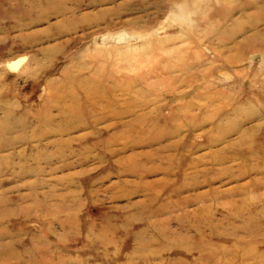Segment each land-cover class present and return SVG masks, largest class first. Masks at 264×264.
Listing matches in <instances>:
<instances>
[{
  "label": "rangeland",
  "instance_id": "374dc122",
  "mask_svg": "<svg viewBox=\"0 0 264 264\" xmlns=\"http://www.w3.org/2000/svg\"><path fill=\"white\" fill-rule=\"evenodd\" d=\"M166 1L0 0V64L28 57L20 71L0 70V102L8 97L17 110L35 112L39 110L37 95L41 92L71 99L94 98L104 105L114 95L125 100L121 92L82 94L75 85L63 84L57 72L46 75V69L53 66L76 74L79 67L67 62L74 56L92 54L95 44L107 34L126 32L152 39L171 32L189 50L210 40L221 49L214 35L195 44L192 36L197 29L192 32L190 25L174 23V17L181 15L177 7L180 4H187L186 11L190 8L185 17L194 18L193 11L197 10L198 15L215 16L216 22H223V13L211 11L213 5L234 7L237 10L233 18L239 19V43L258 34L260 38L248 43L256 47L264 39V0H169L171 5ZM231 22L228 18L227 24ZM153 27L157 33L151 36ZM204 28L202 25L200 32ZM136 42L131 41V46L137 47ZM232 45L228 42L223 57H239L241 61L234 69L224 71L225 83L234 84L238 75L239 95H248L244 83L248 82L246 74L251 64L248 59L242 61L244 49H231ZM145 48L140 46L141 58L156 60L153 54L143 58ZM258 50L262 62H256L254 68L263 77L264 47ZM27 65L29 71L22 74ZM190 96L178 102L205 104L194 94ZM249 96L259 99L255 94ZM228 99L216 104L223 107ZM41 113L48 114V110ZM52 113L58 114L57 108ZM193 113L200 112L197 109ZM206 119L204 115L199 120ZM72 146L76 155L43 161L45 172L41 175L14 174L19 169L0 160V264H264V175L231 180L244 167L243 153L239 154V166L225 164L215 175L214 149L202 146L191 155L200 162L197 168H190L184 177H168L158 170L159 161L129 159L131 150L100 163L92 157L83 161L78 143ZM58 147L50 146L48 150L54 152ZM72 148H68V155ZM87 152V156L97 153ZM227 155L230 153L220 156ZM180 162L171 166L178 168ZM245 166L261 167L258 161ZM208 168V176L214 180L211 186L204 173L194 174ZM130 170L139 174H127ZM252 179L256 181L248 184Z\"/></svg>",
  "mask_w": 264,
  "mask_h": 264
},
{
  "label": "bare ground",
  "instance_id": "6f19581e",
  "mask_svg": "<svg viewBox=\"0 0 264 264\" xmlns=\"http://www.w3.org/2000/svg\"><path fill=\"white\" fill-rule=\"evenodd\" d=\"M169 3L171 5L170 1ZM212 4L211 2L208 6ZM185 5L187 6H177L181 15L174 17V23L178 21L183 25L188 24L193 29L192 32L197 29V33L192 36L195 44L196 41L200 42L203 38L214 35L223 48L217 49L210 40L208 44H202V47L199 44L193 47L194 50H189L184 42H177V36L171 32L164 37L155 36L152 39H142L141 36L126 32L100 35L102 38L98 45L95 44L92 54L74 56L72 61L67 62L79 67L76 74L53 66L46 69V75L57 72L63 84L75 85L82 94L103 96L106 93L121 92L125 100L122 101L120 95H114L104 105L102 100H93L94 98L80 99L72 96L71 99L41 92L37 95L39 110L30 112L25 108L17 110L16 105H10L11 100L7 97L0 102V160L19 169L14 170V174L41 175L45 172L41 166L43 161L51 162L53 158L63 159L76 155L77 151L72 145L78 143L79 155L83 157V161L92 157L100 163H107L112 157L131 150L133 153L129 159L159 161L158 170L165 176L184 177L190 168L199 166L200 162L191 157L193 152L206 146L207 149H214L213 155L216 158L212 162V169H217L215 175L225 164H231L230 167L239 166V154L242 153L246 156L241 162L244 167L231 180L238 182L239 178L252 174L264 175V76H258V70L254 68L256 62H262L258 48L264 47V39L256 47H250L248 43L251 39L260 38L258 34L239 43V19L233 18L237 10L234 7H207L216 14L223 13V22H216L214 15L208 18L199 12L200 16L197 10L193 11L194 18L185 17L190 10L186 11ZM228 18L232 21L231 24H227ZM202 25L205 28L200 32ZM155 29L153 27L150 30L151 36L156 35ZM199 34L203 36L200 37ZM131 41H137V47L131 46ZM228 42L233 44L231 49H244L242 61L248 59L251 64V71L246 74L248 82L244 86L248 95H258V100L248 97L247 93L239 95L238 75L233 79L234 84L225 83L227 78L224 77V71L234 69L241 61L239 57H223ZM111 44L116 46L113 45L112 48ZM140 46L146 47V51L142 53L143 58L153 54L157 57L156 60L149 61L151 57L148 60L142 59ZM26 58L28 57L2 63L0 70L20 71ZM28 69L29 66H25L22 74H26ZM261 69L264 70L263 67ZM190 94L203 99L205 104L178 102L191 97ZM225 98H229L227 105L220 107L216 104ZM54 108L58 110L56 115L52 113ZM44 109L48 110V114L41 113ZM197 109L200 113H193ZM204 115L207 119L201 122L199 119ZM18 132L22 134H17ZM78 132L81 133L76 135ZM198 138L205 140L200 142L197 141ZM44 141L41 146L40 143ZM50 146L60 147L51 152L48 150ZM69 147L72 150L68 155ZM87 151L97 153L87 156ZM222 153L230 155L220 156ZM177 160L181 164L178 168H173L171 165ZM252 161H258L262 168L245 166ZM129 173L133 174L134 171L130 170L127 174ZM202 173L208 176L210 168L194 172L196 176ZM255 181L256 179H252L248 184ZM213 182V177L208 176L206 183L211 186ZM212 191L217 192L215 189Z\"/></svg>",
  "mask_w": 264,
  "mask_h": 264
}]
</instances>
